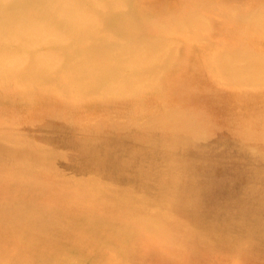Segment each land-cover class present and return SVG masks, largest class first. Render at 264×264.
<instances>
[{"label": "bare ground", "instance_id": "bare-ground-1", "mask_svg": "<svg viewBox=\"0 0 264 264\" xmlns=\"http://www.w3.org/2000/svg\"><path fill=\"white\" fill-rule=\"evenodd\" d=\"M263 13L264 0H0V264H264V168L186 157L208 144L264 164V58L223 52L236 36L256 49ZM195 178L238 192L198 204Z\"/></svg>", "mask_w": 264, "mask_h": 264}, {"label": "rangeland", "instance_id": "rangeland-1", "mask_svg": "<svg viewBox=\"0 0 264 264\" xmlns=\"http://www.w3.org/2000/svg\"><path fill=\"white\" fill-rule=\"evenodd\" d=\"M260 17L264 18V13ZM262 29L264 30V28L262 26H255L254 29L252 31H250L249 33H251L253 37L254 36L257 37L258 33H262V31H263ZM239 38H240L239 36L235 37L236 42H235V44L232 43L233 45H231V42H227L226 45L224 44V51H223L224 54L237 52L238 55H242L243 57H245L244 53H248V54L252 53L254 55H257L258 58H264V40L261 41V44L259 46H257L256 49H247V48H239V46L237 44ZM250 38H251V36H250ZM212 45L216 48L214 37L212 39ZM240 60H243V61H240ZM244 61L247 62L248 59L246 57L240 58L237 63H241V62L244 63ZM249 63H250V61H249ZM261 64H263V62H261ZM176 76L177 75H175V77ZM245 87H246V89L248 88L247 86H245ZM206 94H210V93H206ZM186 100H187V98L185 99V101ZM252 109L253 108L250 107V108H247L246 110L250 112V110H252ZM252 111H254V109ZM24 141H26V143L30 144L29 139L27 140V138H26V140H24ZM119 143L120 144L117 146H123L124 143H126L125 139L119 140ZM196 147H197V150H195V149L191 150L188 154H186V157H188L189 160H193V161H201V162H209L212 164H217V165L221 166V172L224 175H228L232 168L242 167V165H243V167L251 166V167H254L255 169L264 168V164L261 163L260 161L256 160V156H255L256 151L255 150H253L252 154H250L248 156H241L239 153H237L235 151L226 150L223 147H219V146L210 147V146H208V144H206V145L200 144L199 146H196ZM135 148L138 151V153L137 152L132 153V154L138 155L135 158L142 157V153L144 152V150L140 149L141 152H139V146H135ZM150 149L152 152L151 155L155 154V155H159V156L162 154V150H163L161 145L158 143L151 146ZM3 153L6 155V156L2 155L3 157L8 156V153L6 150H4ZM138 161H139V159H138ZM234 163H237V164H234ZM256 165H258V166H256ZM139 170H140L139 169V163L137 164V162H135V163H133V165L129 166V168L127 169L126 172H127L128 177L130 178V177L134 176L135 174H138ZM71 172L72 171L64 170L63 167L61 169H57V173H58L57 178L60 179L61 178L60 176H69L67 178H71L72 177ZM191 185H196V189H197V191H199V192H196L198 196H197V199H195L198 204L207 203L210 201L211 202H217L216 205H218V206H216V207H221L223 205L226 206L227 202L229 200H231L232 197L235 196L236 193L238 192L236 188L229 189V190L225 189L221 193H216V191H213V192L207 191L206 192L205 190L208 188V185H203L200 181H196V178L193 181L192 180L190 181V185H189L190 187H188V189H191ZM187 191H189V190H187ZM224 199H225V202H223ZM243 208L250 209L251 206H250L249 202H246ZM214 215L213 216L211 215L209 217L210 222H214V218H215ZM262 217H264V208L262 209ZM262 220H263V218L259 221H256L255 219L253 220V222L254 221H256V222H254V228L255 229L252 230V234H253L254 238H256V240L264 241V221H262ZM252 223L251 224L247 223L249 229H251ZM255 264H262V263L256 262Z\"/></svg>", "mask_w": 264, "mask_h": 264}]
</instances>
